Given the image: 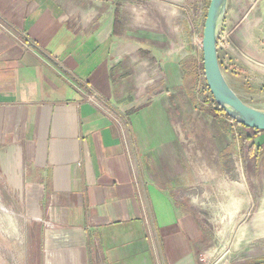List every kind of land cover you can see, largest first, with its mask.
<instances>
[{
  "label": "crops",
  "instance_id": "crops-1",
  "mask_svg": "<svg viewBox=\"0 0 264 264\" xmlns=\"http://www.w3.org/2000/svg\"><path fill=\"white\" fill-rule=\"evenodd\" d=\"M253 1L230 31L243 72L227 81L264 111V0ZM185 5L0 0V200L38 232L28 260L208 264L254 227H241L254 184L264 211V132L237 125V137L205 98L197 109Z\"/></svg>",
  "mask_w": 264,
  "mask_h": 264
},
{
  "label": "rangeland",
  "instance_id": "rangeland-1",
  "mask_svg": "<svg viewBox=\"0 0 264 264\" xmlns=\"http://www.w3.org/2000/svg\"><path fill=\"white\" fill-rule=\"evenodd\" d=\"M237 2L238 4L231 7L232 12L228 17V32L243 25L245 19L251 15L253 8H255L253 0H237ZM210 3L211 0H186L185 5V21L188 22L189 36L184 47L185 54L187 53L184 70L191 85L190 92L195 96V105L199 111L205 108L201 101L210 97L205 89V80L202 74L204 25ZM236 25L237 27H235ZM231 37L232 35L230 39ZM219 57L222 70L229 82L234 77L241 75L243 70L236 62L233 46L230 50L220 51ZM194 71L199 73L198 80L194 77ZM248 83L250 84L249 81ZM228 170H231V167ZM243 184L247 187L245 182ZM259 194H263L262 187L254 184V197H256L254 211L245 212L244 216H241V227L245 224H253L254 227L251 226L249 230H244L239 242H232V240L230 242H218L208 259V264L264 263V226L262 227L264 211H258V204L261 202L259 201ZM3 204L4 207L7 206L5 201L0 200V207ZM6 208L7 212L13 216H10L12 221L9 222L4 212L0 211V218L2 219V225L0 224V264H37L35 261L27 259L29 256L35 259L40 253V248L37 247L38 232L30 231V224L33 222L30 217L23 215L20 211H14L12 207Z\"/></svg>",
  "mask_w": 264,
  "mask_h": 264
},
{
  "label": "water",
  "instance_id": "water-1",
  "mask_svg": "<svg viewBox=\"0 0 264 264\" xmlns=\"http://www.w3.org/2000/svg\"><path fill=\"white\" fill-rule=\"evenodd\" d=\"M229 0H211L204 25L203 64L210 93L218 106L239 125L264 132V111L246 103L229 85L222 70L218 39ZM264 264V263H259Z\"/></svg>",
  "mask_w": 264,
  "mask_h": 264
},
{
  "label": "built area",
  "instance_id": "built-area-1",
  "mask_svg": "<svg viewBox=\"0 0 264 264\" xmlns=\"http://www.w3.org/2000/svg\"><path fill=\"white\" fill-rule=\"evenodd\" d=\"M230 36H231V33L228 32V30L226 29V26L223 24L222 28L220 30L219 39H218L219 52L220 51L221 52L222 51H227L229 49V47H230V43H229ZM207 92H208L209 95H211L209 91H207ZM216 110L219 111V112L222 111V109L220 107H216ZM229 120H230V123L232 124V126L234 128L235 135L238 137V135H239V132L237 130V127H238L237 125L238 124L234 120H231V119H229Z\"/></svg>",
  "mask_w": 264,
  "mask_h": 264
},
{
  "label": "trees",
  "instance_id": "trees-1",
  "mask_svg": "<svg viewBox=\"0 0 264 264\" xmlns=\"http://www.w3.org/2000/svg\"><path fill=\"white\" fill-rule=\"evenodd\" d=\"M202 70H203V73H202V74H203V79L205 80V89H206L207 91L210 92L209 87H208L207 82H206L205 73H204V65H203V64H202ZM198 76H199V73L196 72V71H194V77H195V79L198 80ZM210 94H211V93H210ZM203 102H204V103H209V104H210V107H211V108H209L208 110L213 111V112H217L216 107H219V106H218V104L216 103V101L214 100V98H213L211 95H210V97L205 98V101H203ZM221 113L228 117V115L225 113L224 110H222ZM228 118L231 119L230 117H228ZM231 120H232V119H231ZM237 124H238V123H237ZM238 125H239V124H238ZM241 126H242V125H241ZM255 131H256V130H255ZM253 264H255V263H253Z\"/></svg>",
  "mask_w": 264,
  "mask_h": 264
},
{
  "label": "bare ground",
  "instance_id": "bare-ground-1",
  "mask_svg": "<svg viewBox=\"0 0 264 264\" xmlns=\"http://www.w3.org/2000/svg\"><path fill=\"white\" fill-rule=\"evenodd\" d=\"M4 215H5L6 219H9L10 216H11L7 211L4 212ZM10 219H11V218H10ZM9 226H10V225H9ZM11 228H12V226H11ZM9 229H10V228H9Z\"/></svg>",
  "mask_w": 264,
  "mask_h": 264
}]
</instances>
